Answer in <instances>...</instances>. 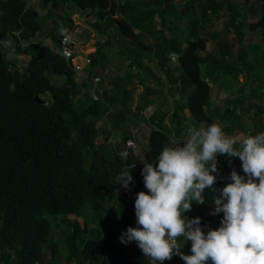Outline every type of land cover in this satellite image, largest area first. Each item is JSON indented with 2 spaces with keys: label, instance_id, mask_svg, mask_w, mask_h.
Here are the masks:
<instances>
[{
  "label": "trees",
  "instance_id": "obj_1",
  "mask_svg": "<svg viewBox=\"0 0 264 264\" xmlns=\"http://www.w3.org/2000/svg\"><path fill=\"white\" fill-rule=\"evenodd\" d=\"M176 1L154 0L155 10L149 12L150 17L160 16L158 24L163 32L169 31L170 37L162 32L164 45L155 43L154 47H139L140 53L134 58L135 64L144 57L153 62L152 53L156 54L162 63L161 69L172 81L173 69L169 64L171 57L176 56L179 75L175 81L183 102L178 101L176 110H173L172 121L177 128L171 129L165 124L167 112L164 113L163 107L150 117L147 139L141 146L145 163L156 160L164 145L173 139L171 134H175L174 138L186 134L187 123L195 126L205 123L207 127L212 123L235 122L232 130L238 128L239 122L234 119V114L247 97L243 95L236 100L233 110L228 109L215 122L206 112L211 103L213 86H209L204 79L215 86L223 83L231 74L238 73L235 67L240 63L251 76V86L257 81L263 83L258 73L257 76L251 75V70L264 65V0H258L256 6L248 5V0H245L248 8L244 11L239 10L236 0H197L201 10L192 22L199 23L210 16L218 17L223 19V30L207 32L202 24L199 28L194 25L184 40V48L176 36L177 26L173 23L167 28L165 25L167 16L177 15L182 19ZM39 2L43 8L71 3L90 14L97 12L100 20L95 29L99 35L109 33L119 40L127 39L134 43L142 34L137 32L141 24L136 25L124 16H117L119 9L123 12L125 9L114 0ZM39 22V12L28 7L25 0H0V40L12 35L18 55L36 50L20 72L3 56L0 48V252H13L12 264H41L45 250H51L54 243L52 232L66 224L68 216H77L83 208H87L88 226L94 217H97V226L89 229L74 223L70 229H64L61 242L67 249L66 264H150L135 241L124 244L120 240L128 227L137 226L135 199L139 192H147L146 188L138 190L134 186L136 169L142 166L134 156V148L129 150L126 158L121 156L125 141L132 137V132L125 134L123 149L119 153L110 155L104 148L96 147L95 125L100 120L104 104L115 103L114 97L110 91H100L103 103L86 99L77 107L74 98L79 95V87L84 83H80L71 65L58 54V49L54 51L33 42L27 48L20 47L21 40L28 41L41 31ZM148 27L143 33L152 34V23ZM234 34L237 36L234 39L237 47L234 42L229 46L228 42V37ZM211 41L215 42L219 57L207 55ZM58 43L59 39L57 46ZM102 49L103 45H98L96 51L86 55L91 61L88 75L95 74L97 68L102 69L99 67L105 58ZM124 49L131 51V47ZM250 56H253L254 66ZM202 66H205L203 73ZM128 79L131 84L134 83V77ZM138 82L142 84V81ZM117 85L114 84L115 87ZM258 91L252 88L253 95ZM152 93L150 89L149 96ZM123 95L122 101L128 98V91ZM149 103L156 104L153 98L149 99ZM166 105L167 108L169 104ZM263 116V106L256 105L250 117L257 128L253 129V134L264 132ZM110 128L117 129V126L111 125ZM139 130L134 131L135 143ZM221 157L227 158L226 155ZM221 159L213 186L215 191L205 189L202 194L206 202L215 201L220 195L219 189L231 182L233 169L244 175L242 168L235 167V162ZM86 161L89 162L88 168ZM126 169H131L133 176L128 190L115 184V177ZM221 175L227 179L226 184ZM110 204L115 205L122 232L105 224L111 218L106 211V206ZM195 205L193 202L192 207ZM215 216L221 217L223 213ZM4 257L6 264L8 256Z\"/></svg>",
  "mask_w": 264,
  "mask_h": 264
},
{
  "label": "rangeland",
  "instance_id": "obj_2",
  "mask_svg": "<svg viewBox=\"0 0 264 264\" xmlns=\"http://www.w3.org/2000/svg\"><path fill=\"white\" fill-rule=\"evenodd\" d=\"M28 7H31L39 12V23L41 25V31L38 32L33 38L25 42H33L41 44L42 46L48 47L51 50L56 51L58 49L57 40L60 36V29H67L68 33L71 36V40L75 43V54L78 61L82 62L88 56V54L96 51L98 45H103V56L105 58L99 64V67L102 69L96 70L95 74L92 73L88 75L89 69H85L81 75H77V78L80 80V83H84V86L79 87V95L74 98V103L79 107L82 103L87 100H91V94L93 89L92 78L99 77L101 83L99 89L104 91H110L111 96L114 97L115 103L110 104L106 102L104 107H102V114L100 120L95 125L96 129V140L95 144L97 148H104L107 154L113 155L119 153L123 149V141L125 134H130L139 128L138 138L135 145V154L138 158V163L142 165L136 169L134 186L139 190L145 189L143 176L141 175V170L144 167L145 160L143 153L141 152V146L146 141V137L149 131L150 123H148L152 114H154L158 109L163 107L164 113L167 114L164 116L165 124L169 128L175 127L174 122L172 121L173 110H176L175 102H182L180 99L179 85L175 81L179 75L177 66V57H171V65L173 69V75H171V80H169L162 68V63L159 62V57L152 53L153 62H149L147 57H144L140 63L135 64L134 58L137 54L140 53L139 47L142 46H152L154 47L155 43L164 45L163 39V28L159 26L160 16L156 15L155 17H150L149 12L155 10L154 0H114L115 3L120 7L124 8L125 12L121 9L118 10L117 16H124L130 22L134 21L133 24L140 26V31L142 33L138 35L139 40L137 42H130L127 39L119 40L115 35H109V33H103L99 35L97 33V28L95 26L100 20L97 12L95 14H90L88 11H83L77 9L71 3H66L58 7H53L49 5L46 8L41 7L39 0H25ZM179 0L175 2L178 6V14L182 16V19L177 15L167 16V21L165 22L166 27L173 24L177 26L176 36L182 48L185 47L184 40L188 37L190 29L196 25L199 28L200 24L206 28L207 32L223 30V19L220 20L218 17L210 16L209 19L200 21L199 23H193L192 20L196 17L201 8L198 5L197 0H181V4L178 3ZM238 1L239 10L244 11L248 6L244 3L245 0H236ZM258 0H248V5L256 6ZM153 20V21H152ZM152 23V34L143 33L144 30H147L148 24ZM143 27V29H142ZM142 29V30H141ZM136 30V29H135ZM114 32V30H112ZM104 32V31H103ZM165 32V33H164ZM166 37H170L169 31L164 30ZM169 33V34H168ZM59 34V35H58ZM210 38V34H207ZM237 36L234 34L228 37L229 46L235 43L234 39ZM6 39H10L14 44V39L12 35H9ZM119 41H122L119 42ZM107 42L110 44L107 45ZM106 45V46H105ZM237 47V44L235 43ZM125 47H131V51L127 52ZM1 53L6 57L7 50L0 46ZM264 49V47H263ZM36 50L31 49L28 54H19L17 59L11 60L13 64L16 65L17 70L20 72L23 70L25 65L30 61V56ZM262 53L261 51H259ZM207 55H212L213 57H219V53L216 51L215 42L210 43L209 49L207 50ZM250 62L254 66L255 62L253 56H250ZM235 69L238 71L236 75L231 74L227 81L219 83L218 85H213L211 82L204 79L209 86L212 87L211 94V103L207 109V115L214 120L218 121L220 115H222L228 109L233 110L234 103L236 100H239L243 95L247 97V100L244 104H239L234 114V119L236 118L239 122L238 128L232 130L235 122L231 124H219L225 134L230 137H243L248 133L253 134V129L256 128L255 122L251 120V116L256 110V105L260 107L263 106L264 113V65L260 64L259 68L256 69L252 67L251 75L257 76L259 74L261 81H257L253 86L250 85L249 74L245 72V66L237 63ZM204 67H201V72L203 73ZM102 71V73H100ZM100 73V74H99ZM99 74V75H97ZM258 76V77H259ZM128 77H134V83L131 84ZM128 82H127V81ZM138 81H142L140 84ZM115 83H118L116 87ZM262 83V84H261ZM252 88H255L258 91L255 95L252 94ZM150 89L154 92L149 96ZM128 91V98L124 101L123 92ZM153 98L156 104L149 103V99ZM125 102V103H123ZM166 103L169 104L166 108ZM183 103V102H182ZM152 109V110H151ZM170 109V110H169ZM174 120V119H173ZM264 123V116L262 118ZM175 121V120H174ZM188 126H194L196 128H206L205 123H201L198 126L194 124L187 123ZM117 126V129H111L110 126ZM139 126V127H137ZM257 129V128H256ZM174 133L171 134L173 139L183 141L187 139V134H181V136L174 138ZM217 157V167L219 168V161L229 159L228 157ZM235 162L236 168H242V162L239 158H231L228 160ZM86 167L88 168L89 162L86 161ZM221 178H225L221 175ZM192 207L191 211L184 213L185 217L192 219L196 217L197 213H205L207 209H214V201H205L203 205L197 204ZM107 207V213L110 215V219L106 220L105 224L110 225L116 228L117 232H122L123 227L120 224V219L115 210V205L110 204ZM89 211L87 208H83L81 213L77 216L70 215L67 217V223L56 229L52 232L53 245L51 250L46 249L43 260L41 264H66L65 263V254L67 249L63 248L62 239L64 236V229H70V226L74 223H79L82 227L87 226L89 229L95 228L97 226V217L91 221V224L88 226L87 219L89 218ZM87 238V235L84 234ZM183 239V238H181ZM184 240V239H183ZM185 244V241H183ZM13 252L2 253L0 252V264H5L6 258L8 256V261L6 264H12L14 262ZM75 264V263H71Z\"/></svg>",
  "mask_w": 264,
  "mask_h": 264
},
{
  "label": "clouds",
  "instance_id": "obj_3",
  "mask_svg": "<svg viewBox=\"0 0 264 264\" xmlns=\"http://www.w3.org/2000/svg\"><path fill=\"white\" fill-rule=\"evenodd\" d=\"M60 34L65 44L71 43L67 29L61 28ZM0 46L7 50V60L18 58L12 40H0ZM20 47L29 43L21 40ZM186 134L183 141L170 139L153 163L144 164L147 192L137 194V226L127 228L121 243L135 241L150 264H163L174 255L185 264H264V132L230 137L212 123L199 129L189 126ZM219 155L239 158L244 175L233 169L231 182L219 189L213 214L222 212L223 218L205 234L201 219L209 218L189 219L184 213L193 202L205 203V189L215 191ZM132 183L131 169L115 177V184L125 190ZM181 237L191 242V255L181 251Z\"/></svg>",
  "mask_w": 264,
  "mask_h": 264
},
{
  "label": "built area",
  "instance_id": "obj_4",
  "mask_svg": "<svg viewBox=\"0 0 264 264\" xmlns=\"http://www.w3.org/2000/svg\"><path fill=\"white\" fill-rule=\"evenodd\" d=\"M75 43L71 40V43L65 44L63 42V37L60 36L59 37V43H58V54L63 57L66 62L68 64L71 65V69L73 70V72L77 75H81L83 73V71L85 70V68H89L91 65V61L88 59V57L83 60L82 62L78 61L76 54H75V48H74ZM92 84H93V89H92V94H91V99L92 102L94 103H98V102H102V98L99 95V92L101 91L99 89V85L101 83L100 78L97 76L96 78H92ZM152 110V109H151ZM136 132H132L131 134V138L127 139L125 141V150L121 153V156L123 158H126L129 155V150L134 148L135 149V137ZM218 163V162H217ZM225 177V176H224ZM221 180L223 181V183H227V179L226 178H221ZM201 227L202 230L205 232V234L211 230V229H217L219 227V225L211 222L209 219H201ZM192 253H189V255H191ZM210 264V262H209Z\"/></svg>",
  "mask_w": 264,
  "mask_h": 264
},
{
  "label": "crops",
  "instance_id": "obj_5",
  "mask_svg": "<svg viewBox=\"0 0 264 264\" xmlns=\"http://www.w3.org/2000/svg\"><path fill=\"white\" fill-rule=\"evenodd\" d=\"M177 103V102H175ZM200 205H203V204H200ZM215 211V208L213 209H207L205 211L204 214H202V211L201 213H197L196 214V217H200L201 218H209L212 222H214L215 224L219 225L220 226V222L223 218V216L221 217H218V216H215L216 214H213V212ZM182 238V237H181ZM179 238L178 242L181 246V251L185 254V255H189V253H191V242L190 241H187L185 244H184V240ZM158 264V262H157ZM163 264H185V262L180 258L179 255H174L173 258L171 260H165L163 261Z\"/></svg>",
  "mask_w": 264,
  "mask_h": 264
}]
</instances>
